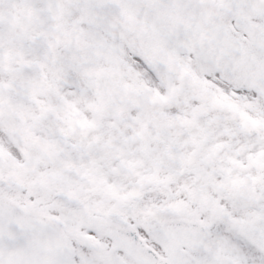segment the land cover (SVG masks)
I'll list each match as a JSON object with an SVG mask.
<instances>
[{"label": "snow or ice", "instance_id": "obj_1", "mask_svg": "<svg viewBox=\"0 0 264 264\" xmlns=\"http://www.w3.org/2000/svg\"><path fill=\"white\" fill-rule=\"evenodd\" d=\"M0 264H264V0H0Z\"/></svg>", "mask_w": 264, "mask_h": 264}]
</instances>
